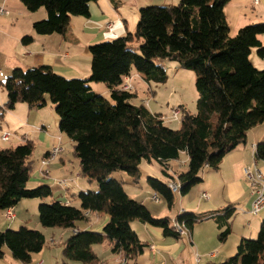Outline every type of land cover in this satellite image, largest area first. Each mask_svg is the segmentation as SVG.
<instances>
[{
    "label": "trees",
    "instance_id": "obj_1",
    "mask_svg": "<svg viewBox=\"0 0 264 264\" xmlns=\"http://www.w3.org/2000/svg\"><path fill=\"white\" fill-rule=\"evenodd\" d=\"M97 1L21 0L29 12L46 11L47 18L33 25L35 33L43 36L66 35L72 17H89L90 4ZM230 1L180 0L178 5L142 8L134 33L90 47L88 79H68L41 66L16 68L3 83L8 98L3 111L21 103L41 109L50 97L61 132L74 143L81 176L98 186L97 191L76 194L79 208L60 200L39 206L44 228L74 232L64 243L61 264H100L93 246L106 240L114 255L132 263L146 247L131 228L135 220L161 229L166 238L181 239L175 223L192 232L197 224L213 219L221 242L231 235L234 206L209 215L183 212L174 222L169 217L157 219L111 177L114 172H126L138 183L141 163L157 161L167 178L180 183L179 193L185 196L202 183L204 170L218 171L225 156L246 142L252 128L264 123V70L257 69L250 59L253 50L264 58V21L245 26L232 37L225 14ZM33 40L27 35L22 42L28 45ZM135 43L140 44L139 52L133 48ZM158 58L177 62L196 74L198 113L183 109L178 130L168 127L162 116L152 114L145 103L135 104V90H122L134 70L148 84H164L166 71L154 63ZM91 83L105 84L109 97L97 94ZM34 150L30 141L0 149V211L14 209L22 200L53 198L49 185L27 188L34 171ZM184 152L188 169L175 178L169 172L170 164ZM255 159L264 161V141L256 145ZM147 182L172 209L175 193L170 182L152 177ZM92 213L109 217L102 232L77 231V223L89 222ZM45 244L46 238L38 230L25 226L7 229L0 232V259L8 248L14 260L30 264ZM222 264H264V219L257 238H243L235 256Z\"/></svg>",
    "mask_w": 264,
    "mask_h": 264
},
{
    "label": "crops",
    "instance_id": "obj_2",
    "mask_svg": "<svg viewBox=\"0 0 264 264\" xmlns=\"http://www.w3.org/2000/svg\"><path fill=\"white\" fill-rule=\"evenodd\" d=\"M177 1L98 0L90 4L89 17H72L66 35L43 36L35 33L33 25L35 22L47 18L44 9L33 13L26 9L21 0H0V8L8 12L5 15L0 14V149L15 148L30 141L42 150L43 156L40 163L33 164L34 171L31 179L33 178L34 182L33 184L28 183L29 188L34 187L29 184L49 185L53 191L51 201H65L67 204L77 207L78 203L75 200L72 201L70 194L85 189L87 184L80 173V161L77 163L78 161L69 156L72 152L73 157L77 158L74 154V143L61 132L60 118L57 113L52 114L53 106L49 105L50 101L47 97L45 107L50 108V116L46 113L47 109H32L24 103L16 105L13 110L3 111L1 109L8 99L7 93L3 91V83L13 70L48 66L56 74L68 79H88L91 75L90 47L92 45L134 33L142 8L172 6L176 5ZM225 14L230 35L234 37L243 27L264 21V0H258L257 4L254 0H231L225 7ZM10 27L15 29L11 30ZM27 35L34 38L33 42L28 45L22 42L23 37ZM261 40L264 45V36L261 37ZM250 59L257 69L264 70V58H260L256 50L252 51ZM139 79L142 80V85L148 87V93L154 94L152 85L133 71L130 84L135 88L136 94L138 93ZM101 84L103 83H91L90 86L97 94L109 97L108 87ZM150 103H147L150 112L162 116L157 112L153 113ZM162 118L165 119L163 116ZM4 133L10 134L9 141H3ZM262 141H264V123L248 132L246 142L225 156L218 171L209 173L205 171L202 183L192 188L187 195L175 194L174 206L176 204L179 206L177 217L183 212L209 215L228 206H234L236 215L231 221L232 233L225 242L219 240L220 231L218 224L213 219L203 221L206 222V226L203 228L197 229V224L192 232L182 236L181 239L166 238L161 229L144 224L146 230L152 233V237L150 235L147 238L139 236L146 247L142 255L134 259L132 264H197V256L200 258V264H222L228 258L235 256L241 240L252 237L264 219V209L257 216L250 213L255 197L243 172L245 168L253 170L258 167L264 173V161L255 159L256 145ZM58 145L63 148V152L52 160L49 166H43L42 160ZM188 162L189 159L184 164H187V167ZM177 174L175 173L173 176L177 178ZM54 175L60 180L53 181ZM54 179L56 178L54 177ZM168 179L166 183L171 181L170 178ZM60 181H66L68 187L65 188ZM204 194H208L209 199H204ZM46 201V199L22 200L13 209L15 213L13 220H7L4 216L6 211H0V232L6 229L16 230L22 226L30 228L31 221L36 216L38 218L40 204ZM92 215L95 214H90V221ZM96 215L97 219L93 223L92 221L91 224L90 221L89 224L79 223L76 230L101 231L109 217L105 214ZM100 217L104 218L102 225L99 224ZM169 218L173 222L176 220L175 216ZM99 226L100 229H96ZM35 227L46 238L48 231L40 224V220L36 221L35 219ZM147 228H153V231H149ZM66 231L70 232L69 237L74 234L73 231ZM4 252L5 256L0 259V264H22L12 258L8 249L5 248ZM94 252L96 253L95 250ZM43 256V251L35 254L30 264H46ZM97 256L99 257L98 254ZM112 259L109 263L100 259V264L116 263L119 257L113 254Z\"/></svg>",
    "mask_w": 264,
    "mask_h": 264
},
{
    "label": "rangeland",
    "instance_id": "obj_3",
    "mask_svg": "<svg viewBox=\"0 0 264 264\" xmlns=\"http://www.w3.org/2000/svg\"><path fill=\"white\" fill-rule=\"evenodd\" d=\"M179 2L180 0L177 1L176 5H178ZM14 29H15L14 27L11 28V30H14ZM139 45H140L139 43H135L133 47L137 52H139ZM154 63L165 69L166 75H167V81L164 84H156L155 82L151 83L154 94L152 93L149 94L148 87H145L144 85H142L141 83L142 80L139 79L137 98L134 99V103L139 104L141 102H144L146 105H148L147 103L151 102L150 106H151V110L153 111V113L157 112L158 114H161L165 118L164 121L168 127H170L173 130H178L180 128L181 119L183 117V109L191 114L198 113V108H197L198 92L196 90V74L193 70L183 69L180 66V64H178L177 62L170 61L167 59L158 58L154 60ZM101 85H105V84H101ZM3 91H5L6 93L5 88L3 89ZM47 98L50 101L49 105L53 106L52 114L56 113V108L53 104H51L50 97L48 96ZM44 109H47L46 113H48V115L50 116V108L44 107ZM177 109H180L182 113L180 120H175L173 118L172 112ZM42 156H43L42 150L38 146L36 147L35 145L34 154L32 156V160L35 163V165H38L40 163V159L42 158ZM69 156H71L75 161H78L77 163H79L78 158L73 157L72 152L69 154ZM187 159H188L187 153L186 152L182 153L180 160L174 161L170 164L171 165V169L169 170L170 174L175 175V173L185 172L188 169L187 164L184 165ZM162 169L163 167L157 161H153L151 164H149L146 161H143L140 165L141 175H140V179L138 183L133 182V179L126 172H119V171L114 172L112 173L111 177L114 178L116 181L122 183L123 188L128 196H131L132 199L138 202H142L151 211V214L154 218H157V219L165 218V217L173 218V216L177 218L179 206H177L176 204L172 209H170L166 201L161 196H157L160 200V201H157L154 196L153 190L149 187L148 182H147V179L149 177H152V178L161 180L162 182L166 183L167 180L169 179L165 177ZM205 171L209 173V172H212L213 170L207 169V170H204V172ZM54 177L56 179H54ZM52 179L53 181L56 180V182L60 180L58 177H56V175H54ZM82 179L86 181L85 183L87 184V187H85V189L83 190H77L76 192L71 193L72 195L70 194L72 201L74 202L75 200L78 203L77 207L80 206V202L76 194L83 192V191H97L98 190V186L96 182L90 183L84 177H82ZM30 181L31 182L29 183L33 184L34 179L32 178ZM169 182H172V181H169ZM32 184H29V186L31 187L34 186L33 188H36L39 186V185H32ZM27 188L33 189V188H29L28 185H27ZM179 195L181 194L179 193ZM51 199L52 198L46 199L47 201L42 204H50L52 202ZM103 217H100V221H101L99 223L100 225H102L104 222L105 217L104 218ZM35 219L36 221L40 220L39 214H38V218L36 216ZM35 219L31 221L30 229L36 230ZM96 219H97L96 214L91 216L92 223ZM91 221H90V224H91ZM79 223L89 224V222L80 221L77 223V225ZM261 223L259 227L257 228V231H254V233L255 232L256 233L252 237H250L251 239L257 238ZM130 225L133 231L136 232L138 236L147 238L150 235V237H152V233L148 232L145 228L146 226L139 220L133 221ZM205 226H206V222H203V224L199 223L197 225V229L203 228ZM96 229H100V226L97 227ZM184 229L187 231V233H190V231H188L185 227ZM16 230H19V228ZM46 231L48 232L46 233V244L42 250L44 252L43 259L46 264H61L63 261L64 243L68 239L70 232L62 228H46ZM149 231H153V228L152 229L150 228ZM93 232L100 233L102 232V230L93 231ZM93 247L96 253L99 255V259L107 263L113 260L112 259L113 254L111 252L108 240H106L103 244L94 245ZM113 264H115V262Z\"/></svg>",
    "mask_w": 264,
    "mask_h": 264
},
{
    "label": "built area",
    "instance_id": "obj_4",
    "mask_svg": "<svg viewBox=\"0 0 264 264\" xmlns=\"http://www.w3.org/2000/svg\"><path fill=\"white\" fill-rule=\"evenodd\" d=\"M254 2L257 4L258 0H254ZM0 14L5 15V14H8V12L5 11L4 9L0 8ZM122 90L127 91V92H134L135 88L133 87V85L130 84V78H126L124 80V84L122 85ZM180 109L174 110L172 112L173 118L175 120L181 119L182 113H181ZM2 139H3V141H9L10 134L4 133L2 135ZM62 152H63V148L60 145L55 146L49 152V155H47V157H45L42 160L43 166H46V167L49 166L50 162H52V160L57 158ZM243 172H244V176L246 177V179L250 183V186L252 189V194L255 197L250 213L252 215L257 216L264 209V173H263L262 169H260L258 167H256L253 170H250L249 168H245ZM61 184L65 188L68 187V184L66 181H62ZM169 188L171 189V191L173 193L177 194L180 192V183L177 181L176 182L172 181L169 184ZM155 198H156V200L159 199L157 197V195H155ZM203 198L209 199L208 194H204ZM4 216L6 217L7 220H13L15 218V213H14L13 209H8L5 212ZM174 227L180 235L184 236L187 234V231L184 229V226L175 223ZM196 258H197L196 259L197 264H200V258L198 256ZM38 264H42V263H38ZM115 264H132V263L128 259L119 258Z\"/></svg>",
    "mask_w": 264,
    "mask_h": 264
}]
</instances>
